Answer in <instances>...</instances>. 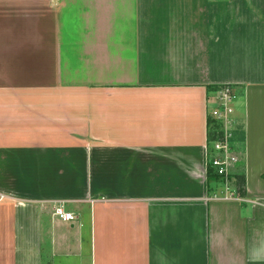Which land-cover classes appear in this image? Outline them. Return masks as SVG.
<instances>
[{
  "label": "crops",
  "instance_id": "0c3cea01",
  "mask_svg": "<svg viewBox=\"0 0 264 264\" xmlns=\"http://www.w3.org/2000/svg\"><path fill=\"white\" fill-rule=\"evenodd\" d=\"M0 264H264V0H0Z\"/></svg>",
  "mask_w": 264,
  "mask_h": 264
},
{
  "label": "built area",
  "instance_id": "2783aa9c",
  "mask_svg": "<svg viewBox=\"0 0 264 264\" xmlns=\"http://www.w3.org/2000/svg\"><path fill=\"white\" fill-rule=\"evenodd\" d=\"M213 96L216 105L208 111L207 166L229 183L233 169L243 160L244 141L239 140L235 133L234 102L237 93L232 85H223ZM62 204L57 201L53 204V215L63 221L74 220L73 213L66 211Z\"/></svg>",
  "mask_w": 264,
  "mask_h": 264
},
{
  "label": "trees",
  "instance_id": "16d2710c",
  "mask_svg": "<svg viewBox=\"0 0 264 264\" xmlns=\"http://www.w3.org/2000/svg\"><path fill=\"white\" fill-rule=\"evenodd\" d=\"M219 88H221V87H212L211 90H212V92H215ZM208 177H209V179H211V178H216L218 180L223 179L220 175L215 174L211 167H208ZM233 178H234V182H235V185H236L238 191L240 190V192H243L244 188H245V179H244L243 175H239V174L238 175L234 174L233 176L231 175V179H233Z\"/></svg>",
  "mask_w": 264,
  "mask_h": 264
},
{
  "label": "rangeland",
  "instance_id": "374dc122",
  "mask_svg": "<svg viewBox=\"0 0 264 264\" xmlns=\"http://www.w3.org/2000/svg\"><path fill=\"white\" fill-rule=\"evenodd\" d=\"M216 105V99L213 95H210L208 97V100H207V108H208V111H210L214 106ZM243 161V160H242ZM239 165V164H238ZM212 181H215L216 178H211ZM221 181H224V179H221ZM230 181V180H229ZM225 183V181H224ZM230 183V182H229ZM229 183H225L226 185L229 184Z\"/></svg>",
  "mask_w": 264,
  "mask_h": 264
}]
</instances>
